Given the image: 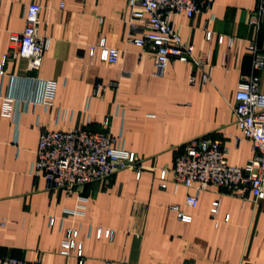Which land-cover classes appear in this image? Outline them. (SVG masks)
Wrapping results in <instances>:
<instances>
[{
	"label": "crops",
	"instance_id": "1",
	"mask_svg": "<svg viewBox=\"0 0 264 264\" xmlns=\"http://www.w3.org/2000/svg\"><path fill=\"white\" fill-rule=\"evenodd\" d=\"M258 2L214 0L209 13L175 14L173 28L194 45L196 59L209 64L173 61L156 75L152 51L127 42L129 0H0V258L40 264H264V200L255 201L250 191L239 198L205 187L191 207L187 198L196 190L176 186L172 173L177 156L206 137L227 148L231 166L244 167L252 159V143L235 125L234 105L241 81L251 74L248 45L257 33L249 19ZM31 3L42 7L39 34L49 43L41 69L34 71L10 51V36L24 31ZM205 28L213 32L211 41ZM221 36L232 45L219 44ZM103 38L120 52L116 65L100 61L99 48L90 56ZM258 44L264 50L263 35ZM259 77L264 94V69ZM23 78L55 83L50 107L22 102ZM97 84L111 88L94 96ZM8 95L10 117L3 115ZM106 120L120 147L138 157L133 168L72 191L48 190L45 179L31 176L42 131L99 132ZM110 231L112 239L106 237ZM74 232L81 257L61 253Z\"/></svg>",
	"mask_w": 264,
	"mask_h": 264
},
{
	"label": "built area",
	"instance_id": "2",
	"mask_svg": "<svg viewBox=\"0 0 264 264\" xmlns=\"http://www.w3.org/2000/svg\"><path fill=\"white\" fill-rule=\"evenodd\" d=\"M213 5L214 0H129L127 42L152 51L156 75H162L173 61L205 67L209 64V59H196L194 45L185 42L173 28L172 18L175 14L193 18L202 12L209 13ZM41 11L39 4L31 3L26 9L24 31L10 36L11 54L27 60L29 71L41 69L49 45L47 39L39 34ZM211 20H214L213 16ZM249 24L257 33V38L248 45L252 69L235 93L234 112L235 125L242 132L243 138L251 141L254 154L244 167H235L229 165L228 150L220 141L206 137L190 143L175 159L172 173L176 186L184 185L196 190L194 195L187 198V204L191 207L198 205V195L205 187H216L239 198H245L246 192L250 191L255 201L264 200V94L260 92L259 77L264 69V50L258 44V38L264 36V0H259L257 8L251 13ZM204 30L206 40L211 41L213 32L207 28ZM218 42L232 45V39L223 36L219 37ZM97 48L100 49L99 59L103 63L116 65L119 62V50L108 47L105 38L100 40L98 47L91 49L90 56L96 55ZM0 75H4L3 69L0 70ZM209 78V73L203 75L204 81ZM23 80L27 93L22 102L27 106L50 107L55 97V83L37 78ZM190 82L194 83V78ZM109 88L111 87L97 84L93 95L99 96ZM4 100L3 115L10 117L13 99L8 95ZM104 127L105 130L99 132L88 129L42 131L31 176L45 179L48 190L72 191L133 168L138 163V157L120 147L117 139L107 131L108 120ZM166 179L167 172L163 171L161 180ZM219 205V201L213 203L212 216L217 215ZM174 210L178 211V208L175 207ZM180 216L185 222L192 219L187 215ZM102 235L103 232L100 231L99 237ZM76 237L77 233L74 232L63 244V255L74 252L79 257L82 256V246L76 243ZM106 237L112 239L113 232L106 233ZM0 264H40V260L27 262L6 257L0 258Z\"/></svg>",
	"mask_w": 264,
	"mask_h": 264
}]
</instances>
